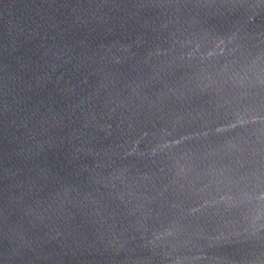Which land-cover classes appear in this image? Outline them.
Wrapping results in <instances>:
<instances>
[{"label":"water","instance_id":"water-1","mask_svg":"<svg viewBox=\"0 0 264 264\" xmlns=\"http://www.w3.org/2000/svg\"><path fill=\"white\" fill-rule=\"evenodd\" d=\"M0 264H264V0H0Z\"/></svg>","mask_w":264,"mask_h":264}]
</instances>
